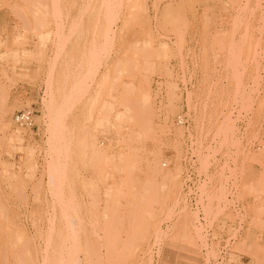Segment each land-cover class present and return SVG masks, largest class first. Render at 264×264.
<instances>
[{
    "label": "rangeland",
    "instance_id": "obj_1",
    "mask_svg": "<svg viewBox=\"0 0 264 264\" xmlns=\"http://www.w3.org/2000/svg\"><path fill=\"white\" fill-rule=\"evenodd\" d=\"M135 1L0 0V264H264V0Z\"/></svg>",
    "mask_w": 264,
    "mask_h": 264
},
{
    "label": "built area",
    "instance_id": "obj_2",
    "mask_svg": "<svg viewBox=\"0 0 264 264\" xmlns=\"http://www.w3.org/2000/svg\"><path fill=\"white\" fill-rule=\"evenodd\" d=\"M188 118L185 115H179L176 117L177 124H186ZM15 122L20 127H31L33 126V115L31 111L19 112L15 117Z\"/></svg>",
    "mask_w": 264,
    "mask_h": 264
},
{
    "label": "bare ground",
    "instance_id": "obj_3",
    "mask_svg": "<svg viewBox=\"0 0 264 264\" xmlns=\"http://www.w3.org/2000/svg\"><path fill=\"white\" fill-rule=\"evenodd\" d=\"M115 1V0H114ZM133 1H135V0H133ZM145 1V0H144ZM110 2V1H109ZM113 2V1H112ZM140 2H141V0H140ZM44 3V2H43ZM134 3V2H133ZM135 3H138V0H137V2L135 1ZM144 5V4H143ZM55 12V11H54ZM45 26V25H44ZM39 27V26H38ZM48 33H46V35H47ZM40 36V35H39ZM44 36H45V34H44ZM57 36V35H56ZM42 37V36H41ZM58 37V36H57ZM46 38V37H45ZM58 43V42H57ZM147 63V62H146ZM148 64V63H147ZM146 67V66H145ZM149 70V69H148ZM147 70V71H148ZM50 73H52V72H50ZM52 75H53V73H52ZM50 76V75H49ZM49 79V78H48ZM48 81V80H47ZM52 82V81H51ZM50 88V87H49ZM149 95H148V93H143L142 94V102L141 103H143L144 104V106H142L143 104H141V106L142 107H145V106H147L148 104H149ZM149 106V105H148ZM113 108V107H112ZM129 108V107H128ZM127 109V108H126ZM126 111V110H125ZM129 111V110H128ZM131 112V111H130ZM119 115V114H118ZM122 115H124V114H122ZM108 118V117H107ZM123 118V116L121 117V119ZM125 119H126V117H124ZM129 119V118H128ZM122 121V120H121ZM129 121H130V119H129ZM132 121V120H131ZM57 122V121H56ZM152 123L149 121V118L147 119V121H146V125L147 126H150ZM62 127V126H61ZM150 128H148V131H150L149 130ZM220 130V129H219ZM146 131V130H145ZM50 132V131H49ZM139 135V134H138ZM144 135V134H143ZM51 136V135H50ZM141 136V135H140ZM256 139V138H255ZM89 140H90V138H89ZM89 142V141H88ZM94 142V141H93ZM85 143H87V142H85ZM89 144V143H88ZM87 144V145H88ZM86 147V144H85V146H84V148ZM90 148V147H89ZM52 149V148H51ZM87 149V148H86ZM86 149H85V151H86ZM82 150H83V148H82ZM87 151H89V150H87ZM92 151L96 154V152H97V150H96V146H95V144H92ZM85 154H86V152H84ZM97 153H100V152H97ZM101 154V153H100ZM98 155V154H97ZM102 155V154H101ZM103 156V155H102ZM53 165V164H52ZM109 166V165H108ZM164 166H166V164H164ZM54 168V167H53ZM109 169V168H108ZM110 172V171H109ZM52 177V176H51ZM57 180V179H56ZM59 180V179H58ZM60 182V181H59ZM62 212V211H61ZM54 220V219H53ZM65 223H66V221H65ZM68 227V226H67ZM69 228V227H68ZM50 239V238H49ZM63 243V242H62ZM76 244V243H75ZM75 244H73V247H74V245ZM77 245V244H76ZM76 248V247H75ZM76 251V250H75ZM75 253V252H74ZM76 254V253H75ZM45 258V257H44ZM75 259H76V257H74ZM60 261V260H59ZM63 261V260H62ZM62 261H60V262H62ZM74 263V262H73ZM75 264V263H74ZM78 264V263H77Z\"/></svg>",
    "mask_w": 264,
    "mask_h": 264
},
{
    "label": "crops",
    "instance_id": "obj_4",
    "mask_svg": "<svg viewBox=\"0 0 264 264\" xmlns=\"http://www.w3.org/2000/svg\"><path fill=\"white\" fill-rule=\"evenodd\" d=\"M23 97L25 98V96L23 95Z\"/></svg>",
    "mask_w": 264,
    "mask_h": 264
}]
</instances>
